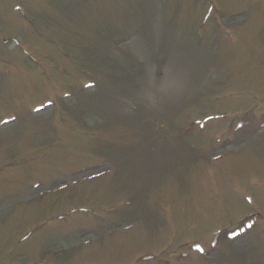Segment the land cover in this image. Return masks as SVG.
<instances>
[{"label": "rangeland", "instance_id": "obj_1", "mask_svg": "<svg viewBox=\"0 0 264 264\" xmlns=\"http://www.w3.org/2000/svg\"><path fill=\"white\" fill-rule=\"evenodd\" d=\"M209 1L0 0V264H264V0Z\"/></svg>", "mask_w": 264, "mask_h": 264}, {"label": "snow or ice", "instance_id": "obj_2", "mask_svg": "<svg viewBox=\"0 0 264 264\" xmlns=\"http://www.w3.org/2000/svg\"><path fill=\"white\" fill-rule=\"evenodd\" d=\"M198 247H199V246H198ZM199 250H200V251H203V249H202V248H199Z\"/></svg>", "mask_w": 264, "mask_h": 264}]
</instances>
